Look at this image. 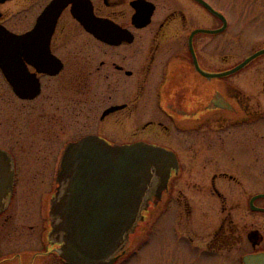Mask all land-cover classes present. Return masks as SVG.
Listing matches in <instances>:
<instances>
[{
    "label": "flooded vegetation",
    "instance_id": "flooded-vegetation-1",
    "mask_svg": "<svg viewBox=\"0 0 264 264\" xmlns=\"http://www.w3.org/2000/svg\"><path fill=\"white\" fill-rule=\"evenodd\" d=\"M219 1L0 0V25L24 36L0 54V151L13 172L0 264H65L48 238L56 182L42 201L41 188L88 135L171 150L177 168L149 218L169 212L208 264H264V60L232 71L247 55L222 52L221 35L236 31ZM23 186L38 198L22 216ZM11 232L15 249L2 250Z\"/></svg>",
    "mask_w": 264,
    "mask_h": 264
},
{
    "label": "water",
    "instance_id": "water-1",
    "mask_svg": "<svg viewBox=\"0 0 264 264\" xmlns=\"http://www.w3.org/2000/svg\"><path fill=\"white\" fill-rule=\"evenodd\" d=\"M23 42V35L0 25V54L7 51L1 45ZM263 53L264 47L254 51L232 71ZM7 160L0 151V210L13 186ZM176 168L171 150L141 141L112 145L88 135L68 144L47 207L48 238L59 243L58 256L66 264H112L144 229L149 202L160 199ZM260 258L246 256L244 261L250 264Z\"/></svg>",
    "mask_w": 264,
    "mask_h": 264
},
{
    "label": "rangeland",
    "instance_id": "rangeland-1",
    "mask_svg": "<svg viewBox=\"0 0 264 264\" xmlns=\"http://www.w3.org/2000/svg\"><path fill=\"white\" fill-rule=\"evenodd\" d=\"M219 4L222 11L230 14L232 29L236 31V35L230 31L221 35L222 40L224 37L226 38V41L224 39L221 44L223 53H229L230 45L236 46V60H238L264 47V0H220ZM231 49L233 50L234 47ZM263 60L264 55L257 57L251 66L245 68L239 74V77L245 75L251 67L253 71L257 69L258 66H261ZM261 76V71L255 75L257 78ZM54 182H44L41 188V201L44 196L49 197L50 188ZM27 187L23 186L25 190ZM30 190L34 193L33 196ZM35 191V188H29V190H26L29 196L23 198V200L21 198L17 200V207L22 216L23 213L26 214L32 210L31 207H36L35 203L38 193H35ZM193 198L199 204L205 199H209L210 202L214 201L212 197H204L202 195H194L192 196ZM263 202L261 200L258 201L259 204ZM165 204L166 199L158 207H165ZM166 207L171 206L168 205ZM147 222L143 231L137 233L131 240L128 251L113 264H208L207 259L201 255L200 249H198L197 239L189 241L176 229L171 230L173 217L169 215V212L161 214L154 221L149 218ZM28 235V231L24 230L23 234L19 235L20 239L18 241L25 240ZM16 241V235L11 232L3 240L2 250L6 251L8 249L10 251Z\"/></svg>",
    "mask_w": 264,
    "mask_h": 264
}]
</instances>
